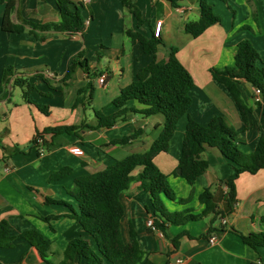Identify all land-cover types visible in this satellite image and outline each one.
I'll return each instance as SVG.
<instances>
[{"label": "crops", "instance_id": "0c3cea01", "mask_svg": "<svg viewBox=\"0 0 264 264\" xmlns=\"http://www.w3.org/2000/svg\"><path fill=\"white\" fill-rule=\"evenodd\" d=\"M11 22L35 24L57 23L59 16L55 0H15ZM80 3L84 19L81 30L74 34L40 31L24 26L20 33L2 29L5 5L0 3V221L11 227V247L0 246V264H41L31 253L37 244L35 236L23 234L34 231L50 242V252L42 264H60L63 252L75 239L87 240L95 248L94 239L72 219L78 204L70 195L77 177L100 171L115 160L132 153L146 151L162 124L159 114L144 118L129 114L125 121L111 127H98L96 112L104 116L118 109L112 101L120 90L132 83L137 73L149 65L154 55L143 52L139 43H132L125 31L136 30L145 37L154 32L161 22L158 38L162 44L155 54L166 58L170 46L178 49L177 57L191 74L194 87L188 116L206 125L214 116H223L227 124L240 133V150L249 154L264 137V99L257 98L253 88L239 82L244 104L250 108L248 127L243 131L238 107L227 89L214 81L212 67L223 68L234 64L237 44L249 41L264 65V0H205L219 22L193 38L184 32V25L199 17V0H179L173 8L166 0H132L140 10L144 24L137 21L120 0H90ZM81 55V57H79ZM73 59L87 60L91 76L77 69L64 82L67 68ZM6 68L13 75L2 83ZM98 75H93V74ZM104 77L102 83L100 77ZM15 78L26 79L35 89L22 98L21 89L12 87ZM91 84L92 90L88 88ZM37 106H46L48 114ZM128 107L140 108L131 101ZM186 117L180 119L166 153L154 162L168 181L177 198L186 203L163 198L170 213L189 212L198 215L204 209L199 195L219 181L233 174L232 167L215 148H205L202 158L208 169L193 186L173 175L180 156ZM78 127L75 132L44 135L43 155L33 144L37 133L48 128ZM137 138L126 145H111L112 140L132 135ZM77 146L82 156H75L69 148ZM62 168L70 169L65 177L50 181V176ZM142 171L138 167L133 176ZM132 182L120 195L123 216L120 232L124 243L130 241L131 230L136 233L143 259L139 264H264V248L254 250L245 245L240 235L264 233V169L256 174L242 173L235 181L236 203L232 212L211 222L212 215L190 220L182 225L165 223V231L152 229V206L149 195ZM222 192L226 187L222 186ZM221 207V205H220ZM216 242L210 244L209 238ZM176 244L173 239H176ZM72 264H90L74 258ZM102 264H109L103 260Z\"/></svg>", "mask_w": 264, "mask_h": 264}, {"label": "trees", "instance_id": "16d2710c", "mask_svg": "<svg viewBox=\"0 0 264 264\" xmlns=\"http://www.w3.org/2000/svg\"><path fill=\"white\" fill-rule=\"evenodd\" d=\"M173 8L178 7L179 0H166ZM137 21L139 29L145 22L140 10L132 0H120ZM5 5L2 17V29L8 33L24 31L23 25L40 31H56L74 34L81 30L84 19L80 14L81 4L73 0H55L59 21L50 24H35L23 22L16 25L11 22V15L15 10V0H0ZM219 22L211 7L205 0H199V17L184 25V32L191 37L200 36L207 28ZM125 35L132 43H139L146 54L154 55L153 60L141 69L135 80L122 88L112 101L118 111L111 116H104L96 112L98 127H111L126 120L129 114H138L144 118L161 115L162 124L156 126L158 134L149 148L140 153H132L123 159L115 160L104 169L77 177L70 195L78 204V212H72L71 217L78 222L84 231L95 241V248L82 238L72 240L63 252L60 264H72L75 257L84 259L90 264H102L106 260L109 264H139L143 259V251L137 241L136 233L130 232V241L124 243L120 232V220L123 216V206L120 195L136 181L138 189L149 195L152 214V224L155 229L165 231V223L182 225L190 220H197L212 215L211 222L224 219L228 216L236 203L235 181L242 173L256 174L264 169V137H261L253 152L243 153L240 148V133L230 127L223 116H214L206 125H201L188 116L192 100L190 91L194 81L189 71L182 65L177 57L178 49L170 46L166 58H157L155 54L162 44L154 32L145 37L136 30H126ZM81 57V55H79ZM77 69L83 70L91 76L88 62L73 59L69 64L64 82L70 80ZM214 81L223 85L232 96L238 107L242 121L243 131L248 127L247 107L238 88L239 82H245L253 89L260 91L264 99V65L260 56L249 41L237 44L234 54V64L230 67L209 69ZM13 75L12 68H6L2 74V83L8 81ZM98 75V74H93ZM12 87L21 89L22 98L29 102L28 95L35 89L34 85L26 79L15 78ZM88 88L92 90L91 84ZM3 88L0 86V95ZM135 101L140 108L128 107L127 104ZM44 115L48 114L46 106H37ZM186 117L185 131L182 138L180 156L174 176L183 179L189 186H193L199 176L206 172L208 163L202 158L205 148H215L232 167L233 174L226 181H219L212 188H205L199 195V202L204 206L198 215L189 212L170 213L166 210L163 198L186 203L188 199L177 198L172 189L168 176L160 171L154 160L160 153H166L174 137L180 119ZM78 127H56L43 130L36 136L44 141V135L75 132ZM141 130L127 137L112 140L111 145H126L137 138ZM34 142V141H33ZM142 171L133 176L136 168ZM179 171V173H178ZM70 173V169L62 168L50 176V181L58 180ZM226 192H222V186ZM221 205V207H220ZM11 227L7 221H0V246L11 247L12 237L9 235ZM26 239L35 236L37 244L34 245L40 252L43 262L45 255L50 252V242L34 231L24 233ZM241 241L248 247L257 250L264 248V233H251L240 235ZM176 239L173 243L176 244ZM147 264V263H145Z\"/></svg>", "mask_w": 264, "mask_h": 264}, {"label": "built area", "instance_id": "2783aa9c", "mask_svg": "<svg viewBox=\"0 0 264 264\" xmlns=\"http://www.w3.org/2000/svg\"><path fill=\"white\" fill-rule=\"evenodd\" d=\"M83 3H88L90 0H81ZM160 26H161V22H157L156 24H155V29H154V36H158V34H159V30H160ZM103 80H104V77L102 76V77H100L99 78V82L100 83H102L103 82ZM253 91H254V94H255V96L257 97V98H259L260 97V91L258 90V89H253ZM33 144L35 145V146H37L38 147V149H39V154L40 155H43V148H42V146H43V140L40 138V137H35L34 138V142H33ZM69 152L72 154V155H75V156H82L83 155V151L79 148V147H77V146H72V147H70L69 148ZM0 158H1V153H0ZM225 221H224V219H221L220 220V223H224ZM148 226L150 227V228H152V229H155L154 228V226H153V224H152V221H148ZM208 242L210 243V244H214L215 242H216V237L215 236H212V237H210L209 238V240H208ZM31 253H32V255L34 256V258L36 259V261L38 262V263H43V259H42V256H41V254H40V252L36 249V247H34V246H32V248H31ZM182 261L181 260H177V263L178 264H180Z\"/></svg>", "mask_w": 264, "mask_h": 264}, {"label": "water", "instance_id": "95a60500", "mask_svg": "<svg viewBox=\"0 0 264 264\" xmlns=\"http://www.w3.org/2000/svg\"><path fill=\"white\" fill-rule=\"evenodd\" d=\"M178 173H179V171H178Z\"/></svg>", "mask_w": 264, "mask_h": 264}]
</instances>
